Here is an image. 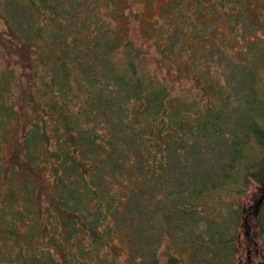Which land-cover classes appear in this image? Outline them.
Wrapping results in <instances>:
<instances>
[{"label": "trees", "instance_id": "trees-1", "mask_svg": "<svg viewBox=\"0 0 264 264\" xmlns=\"http://www.w3.org/2000/svg\"><path fill=\"white\" fill-rule=\"evenodd\" d=\"M0 18V264H264V0Z\"/></svg>", "mask_w": 264, "mask_h": 264}, {"label": "rangeland", "instance_id": "rangeland-1", "mask_svg": "<svg viewBox=\"0 0 264 264\" xmlns=\"http://www.w3.org/2000/svg\"><path fill=\"white\" fill-rule=\"evenodd\" d=\"M133 7H134L133 8L134 11L143 10V4L142 3L134 4ZM156 14H157V12L154 13V15H156ZM154 20H155V17L151 13H146V15L143 17V21H145L146 24H151V22L154 21ZM4 31H5V26H4L3 20L0 18V35H2L4 33ZM138 43H140V41H138ZM2 57H3V54H2V50L0 48V61H1ZM174 86H175L176 89H185V88L189 87V84L177 81V82L174 83ZM254 192H255V186L253 185L248 190V194L247 195L251 196ZM167 244L172 245L171 242L168 243V241H167L166 244L164 246H162V248L160 249L161 252H163V250L165 249V246L167 247Z\"/></svg>", "mask_w": 264, "mask_h": 264}]
</instances>
